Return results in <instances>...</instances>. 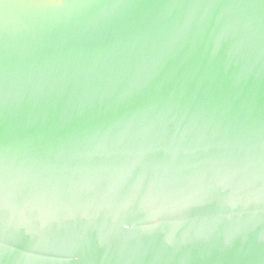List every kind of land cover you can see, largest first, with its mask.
I'll use <instances>...</instances> for the list:
<instances>
[{
	"label": "water",
	"instance_id": "water-1",
	"mask_svg": "<svg viewBox=\"0 0 264 264\" xmlns=\"http://www.w3.org/2000/svg\"><path fill=\"white\" fill-rule=\"evenodd\" d=\"M0 264H264V0H0Z\"/></svg>",
	"mask_w": 264,
	"mask_h": 264
}]
</instances>
